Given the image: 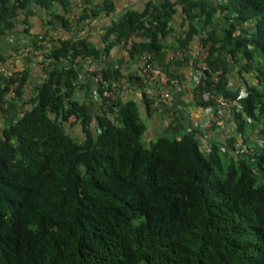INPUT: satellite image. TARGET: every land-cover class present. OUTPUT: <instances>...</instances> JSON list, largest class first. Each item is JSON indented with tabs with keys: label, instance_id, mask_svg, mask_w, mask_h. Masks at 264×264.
Wrapping results in <instances>:
<instances>
[{
	"label": "trees",
	"instance_id": "obj_1",
	"mask_svg": "<svg viewBox=\"0 0 264 264\" xmlns=\"http://www.w3.org/2000/svg\"><path fill=\"white\" fill-rule=\"evenodd\" d=\"M74 3L0 0V36L55 43L25 53L42 71L32 87L30 67L0 76V264H264V0H145L105 26L98 43L84 26L110 15L114 0L83 1L72 24ZM33 19L43 26L35 35ZM196 39L221 73L192 87L194 106L213 109L205 91L238 103L237 131L261 146L233 153V136L225 146L209 141L205 152L194 126L147 141L139 103L102 95L129 83L150 116L160 88L139 55L155 66L165 49L183 53ZM117 48L127 58L110 62ZM77 57L97 62L101 79L85 78ZM130 62L135 70L125 73Z\"/></svg>",
	"mask_w": 264,
	"mask_h": 264
},
{
	"label": "crops",
	"instance_id": "obj_2",
	"mask_svg": "<svg viewBox=\"0 0 264 264\" xmlns=\"http://www.w3.org/2000/svg\"><path fill=\"white\" fill-rule=\"evenodd\" d=\"M89 1H92L93 3L97 2V0ZM160 1L161 0H154L155 3ZM144 2L145 0H114V9L111 14H101L98 17L91 19L88 25L86 24L84 26L83 35L87 36L92 42L98 43L105 26L122 17L123 14L130 9H141ZM75 8L76 6L74 3V10ZM42 27L43 26H41L38 19L31 20L32 34L35 35L37 32H40ZM75 35L74 31H61V36L72 38ZM174 36H176V33L175 35L169 36V39L171 38L172 40ZM33 37L34 36L23 37L18 33H7L0 36V61H6L8 58L7 56L12 54L15 47L18 48L19 46L29 43ZM53 44V41H48V43L44 45V49L48 50ZM117 54L121 57L127 58L124 50L117 48L113 50L112 55L109 58L110 62L114 61V55ZM109 60L106 62H109ZM78 65L83 67V61L80 60ZM9 66L14 70H19L23 67H30L31 82L28 83V86L30 87L34 85L33 83H37L41 79L42 71L40 67L29 57L25 56L24 52H22V54H16L15 58L10 60ZM129 66L130 69L127 68L128 66H124L125 73L135 70V66L132 62L129 63ZM155 66L162 68L176 80L177 86L172 89L170 97L165 104H160L150 116H145V108L141 104V89L133 87V89L131 88L122 98V100L125 101L133 100L139 103V111L146 123L145 139L147 141L159 136L179 137L183 133L191 132L194 122L201 124L207 117V114L203 109L201 110L194 106V101L191 98L193 82L188 75L189 68L184 53L165 49L160 55L156 56ZM78 94L79 100L84 98L83 91H79ZM150 95L151 94H149V96ZM203 133L207 141L222 139L226 134L222 129H218L217 127H214L212 130L203 131Z\"/></svg>",
	"mask_w": 264,
	"mask_h": 264
},
{
	"label": "built area",
	"instance_id": "obj_3",
	"mask_svg": "<svg viewBox=\"0 0 264 264\" xmlns=\"http://www.w3.org/2000/svg\"><path fill=\"white\" fill-rule=\"evenodd\" d=\"M83 1L85 0H75V10L73 15L71 16L70 23H74L75 19L78 17L79 9L83 6ZM151 3H155L154 0H149ZM61 31V30H60ZM79 33V32H78ZM61 32L59 33V35ZM53 37H56L57 33L53 32L51 33ZM77 35V34H76ZM76 35L72 38L75 39ZM47 43V39H44L42 35H38L37 41L35 44H24L20 47H23L24 53H28L32 50H34L35 47H41L44 49V45ZM55 45V43L53 44ZM209 45H204L201 41L196 39V41L191 42L187 44L184 49L183 53L185 54L188 68H189V78L192 80L193 84L196 85L198 82L202 80L203 77H205L206 74L209 75L210 79L213 81H216L218 79V76L221 73L220 68L216 70H212L207 62V58L209 56L208 52ZM16 53L12 52L6 61H0V76L3 75L5 77L12 76L14 79H16L15 70L13 68H10L9 62L10 60L15 58ZM139 61L143 63L142 66V73L146 74L148 76V79L158 85L160 88L157 95L154 96V102L152 107L160 106V104H165L170 97V94L172 92V89L177 86L176 80L168 75L162 68L153 66V64L150 62L151 56L148 54L142 53L138 57ZM81 60L80 57H77L74 62L79 63ZM83 61V67L81 68L82 73L85 75V78L90 75V73L97 72L96 76L94 77L95 80L101 79V73L99 71V65L97 62L91 63L89 60H82ZM18 81L15 80L14 82L10 83L9 90L5 94V98L13 97L14 95V89L17 85ZM133 89V87L129 83H123L121 85L114 84L111 85L110 89H104L102 91V95L105 97H109L112 99L120 98L122 99L125 94L130 90ZM243 94H240V97ZM89 97L94 102V108L96 111L100 110L101 102L100 97L97 93V90L93 87ZM203 100L212 99L214 102V106L212 109L211 107H208L207 109H203L207 117L206 119L201 123L194 122L193 126L195 128H199L202 131H208L212 130L214 127H217L218 129H222L226 134L222 139H213L217 141L222 146L227 145L228 139L235 136V144L233 148V153L238 152H246L249 148H254L257 146H261L262 142L260 139H258L256 136L253 138L249 135L248 143L244 142L243 135L237 131L236 124L234 122V112L235 110H240L241 106L237 103L235 104L234 101L230 99H226L223 96L219 94H213L210 91H205L201 95ZM125 101V100H124ZM215 111V113H214ZM75 117L70 116L68 118V122H74ZM255 135V134H254ZM199 144L201 145V148L205 151H209V141L206 140L204 136H198Z\"/></svg>",
	"mask_w": 264,
	"mask_h": 264
},
{
	"label": "rangeland",
	"instance_id": "obj_4",
	"mask_svg": "<svg viewBox=\"0 0 264 264\" xmlns=\"http://www.w3.org/2000/svg\"><path fill=\"white\" fill-rule=\"evenodd\" d=\"M250 136L253 138L255 135L252 133V134H250Z\"/></svg>",
	"mask_w": 264,
	"mask_h": 264
}]
</instances>
